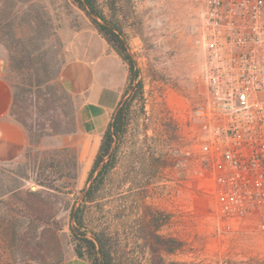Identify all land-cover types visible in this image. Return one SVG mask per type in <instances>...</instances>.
<instances>
[{
  "label": "rangeland",
  "instance_id": "obj_1",
  "mask_svg": "<svg viewBox=\"0 0 264 264\" xmlns=\"http://www.w3.org/2000/svg\"><path fill=\"white\" fill-rule=\"evenodd\" d=\"M109 3L106 16L122 28L145 107L133 105L134 125L105 198L86 209L88 231L109 228L120 264H264V235L214 215L216 201L197 175L187 115L206 93L197 44L202 1L116 0L113 13ZM0 47L13 91L0 119V264H65L76 257L72 211L132 83L126 72L101 92L111 107L101 127L88 131L84 100L67 91L62 70L75 57L115 53L72 0H0ZM115 59L107 71L121 78ZM156 236L179 247L159 254Z\"/></svg>",
  "mask_w": 264,
  "mask_h": 264
},
{
  "label": "built area",
  "instance_id": "obj_2",
  "mask_svg": "<svg viewBox=\"0 0 264 264\" xmlns=\"http://www.w3.org/2000/svg\"><path fill=\"white\" fill-rule=\"evenodd\" d=\"M206 93L187 115L213 214L264 235V0H201Z\"/></svg>",
  "mask_w": 264,
  "mask_h": 264
},
{
  "label": "trees",
  "instance_id": "obj_3",
  "mask_svg": "<svg viewBox=\"0 0 264 264\" xmlns=\"http://www.w3.org/2000/svg\"><path fill=\"white\" fill-rule=\"evenodd\" d=\"M79 9L86 12L91 19L93 28L107 43L109 48L121 59L127 68V82L132 83L122 98V102L112 115L108 127L104 131L98 146L92 167L88 172L87 189L81 203L72 211L71 243L75 255L90 264H120L117 260L118 250L115 239L108 227L101 226L97 231H88L86 227V209L89 204L105 198L107 187L111 184V176L118 163L122 140L134 125L133 105L140 100L145 107L143 83L137 81L140 71L133 57L129 54L121 26L109 19L105 13L104 0H72ZM107 8L113 13L116 0H109ZM135 82L137 84L135 85ZM131 92L129 98H125ZM157 252L170 253L179 247L174 239L156 236ZM160 254V253H159ZM160 259L162 256L160 255ZM247 263V264H254ZM257 264V263H255Z\"/></svg>",
  "mask_w": 264,
  "mask_h": 264
},
{
  "label": "crops",
  "instance_id": "obj_4",
  "mask_svg": "<svg viewBox=\"0 0 264 264\" xmlns=\"http://www.w3.org/2000/svg\"><path fill=\"white\" fill-rule=\"evenodd\" d=\"M115 55H109L105 52L104 55L96 58H86L85 56L75 57L69 60L62 70L61 79L67 91L73 96L84 100L83 112H86V116L83 118L84 122L87 124L84 126L88 131L98 130V128L101 127L104 117L111 107L112 102L103 101L101 98V92L111 87L115 80L119 83L121 82V79L123 80L126 76V66L117 55V59H115ZM111 59L120 62L121 78L112 71H107V67H109L108 63L111 64ZM7 71V59L0 47V119L9 114L13 103V91L6 78ZM107 76L108 80H110L109 84H105ZM65 264L90 263L86 260L79 259L76 256Z\"/></svg>",
  "mask_w": 264,
  "mask_h": 264
}]
</instances>
